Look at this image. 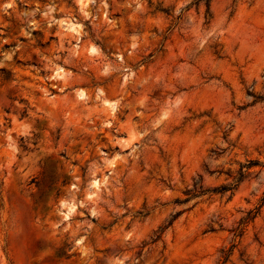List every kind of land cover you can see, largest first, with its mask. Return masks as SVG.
Here are the masks:
<instances>
[{
	"label": "rangeland",
	"instance_id": "1",
	"mask_svg": "<svg viewBox=\"0 0 264 264\" xmlns=\"http://www.w3.org/2000/svg\"><path fill=\"white\" fill-rule=\"evenodd\" d=\"M0 264H264V0H0Z\"/></svg>",
	"mask_w": 264,
	"mask_h": 264
},
{
	"label": "trees",
	"instance_id": "2",
	"mask_svg": "<svg viewBox=\"0 0 264 264\" xmlns=\"http://www.w3.org/2000/svg\"><path fill=\"white\" fill-rule=\"evenodd\" d=\"M203 1H204L205 5H207L209 0H203ZM251 163H252L251 161L248 162V164H251ZM226 189H229V188H225L224 186H220L218 191H222V190H226ZM188 193H189V192H188ZM249 219H250L249 216H246V217L244 218L245 221H246V220H249Z\"/></svg>",
	"mask_w": 264,
	"mask_h": 264
}]
</instances>
